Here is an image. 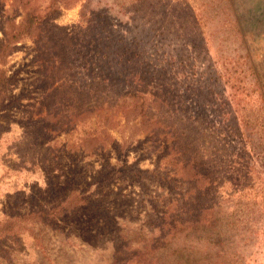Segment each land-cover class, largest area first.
I'll return each mask as SVG.
<instances>
[{
	"label": "trees",
	"instance_id": "obj_1",
	"mask_svg": "<svg viewBox=\"0 0 264 264\" xmlns=\"http://www.w3.org/2000/svg\"><path fill=\"white\" fill-rule=\"evenodd\" d=\"M10 1V6L14 10L21 9L23 15L19 20L13 15L6 17L0 29V113L10 106L6 96L11 78L6 77L4 67L22 40H33L39 46L35 59L40 65V73L50 82L43 103L47 102L52 108L47 114L56 116V104L63 106L65 100L70 99L64 97V92L69 90L67 87H76L70 107L66 106L69 112L59 113L52 128L58 131L77 129L87 122V118L97 115V111H105L103 128L98 132L82 131L84 152L94 154L108 147L115 156L113 163L101 160L93 184L98 187L118 180L158 182L173 190L177 199L172 220L166 216L168 212L160 218L159 235L168 240L185 229L190 235L205 233L209 236L201 245L203 258L191 262L184 260L180 264H244V258L233 253L234 244L245 242L255 246L256 241L233 237L231 217L238 207L245 209L257 204L256 199H251L256 195L253 176L259 182L257 186L264 183V161L262 164L256 161V157H264V102L257 112L247 113V99L257 95L262 100L263 95L246 53L231 59L222 44L215 59L200 75L194 76V80L189 74L174 77L176 62L170 58L158 61L145 57L143 40L152 38L155 31L162 37L166 33L177 37V31L185 33L192 27L195 38H199V28L207 18L202 4L196 0L195 10L189 0H183L194 12L192 18L187 13L183 15L186 19L191 18L186 27L166 11L155 18L156 8H166L169 0H105V19L95 12L91 0H87L81 21L72 28L58 27L50 21L54 13L73 6L77 0H50L44 10L33 0ZM148 7L151 10L142 15L143 22L137 20ZM111 10L135 23L134 34L129 39L113 27ZM235 25L228 29L236 30L238 34L240 29ZM66 56L74 64L70 70L77 69L76 74H72L80 77L75 78L76 85L70 84L66 77L67 86L60 89L53 83L55 69L59 68V60ZM177 63L182 65V70L186 68L185 60L180 58ZM119 113L124 120L123 126L138 129V133L145 134L146 140L158 146L159 154L151 169H139L128 163L132 143L126 139L117 140L109 132L111 117ZM48 130L53 129L48 127ZM203 154L214 160L221 159L223 166L203 170L199 160ZM235 168L245 172L242 191H251L238 195L234 201L235 190L230 184L235 183ZM232 201L236 211L225 218L222 208ZM84 205L96 207L97 202L79 191L73 179L67 193L54 196L48 210L13 214L0 226V237L16 236V231L23 229L25 223L53 226L56 220ZM258 211L264 216L262 206ZM105 219L108 220L106 213ZM168 227L171 231H166ZM126 258L131 260L132 257Z\"/></svg>",
	"mask_w": 264,
	"mask_h": 264
},
{
	"label": "rangeland",
	"instance_id": "obj_2",
	"mask_svg": "<svg viewBox=\"0 0 264 264\" xmlns=\"http://www.w3.org/2000/svg\"><path fill=\"white\" fill-rule=\"evenodd\" d=\"M33 1L41 10L50 2ZM86 1L77 0L73 6L60 9L52 15L51 24L76 27L81 21ZM196 1L202 4L204 17L207 18L199 28V38H195L192 27L185 33L183 30L177 31V37L169 33L162 37L155 31L152 38L143 40L145 57L158 61L170 58L176 62L174 77L182 78L189 74L194 80V76L200 75L215 59L222 44L231 59L232 56L236 58L246 53L263 95L262 100L257 95L247 99L246 109L248 114L257 112L264 102V0ZM189 2L195 10L197 2ZM10 3V0H0V29L6 17L13 15L19 20L23 15L21 9L14 10ZM91 3L95 12L105 19V0H91ZM185 5L183 0H169L166 8H156L155 18L166 11L186 27L190 25L194 12ZM150 10H143L137 20L143 22L142 15ZM186 13L190 15V20L183 16ZM110 14L116 31L129 39L134 34L135 23L114 10ZM234 23L240 29L238 34L236 30L231 32L228 29L230 25L234 27ZM38 49L35 41L22 40L4 67L11 83L6 96L10 106L0 113V226L13 214L48 210L54 196L66 194L73 179L77 189L89 195L97 206H80L75 212L56 220L53 226L25 223L23 229L16 231V236H1L0 264H180L184 260L191 262L195 258H203L201 245L209 237L205 233L190 235L184 229L168 240L159 235L162 215L168 212L166 216L171 221L177 210L173 190L151 180H118L98 187L93 184L101 160L113 163L115 156L108 147L94 154L84 152L81 147L82 131L98 132L103 128L105 111H97V115L87 118V122L77 129L58 131L52 128L59 113L69 112L66 106L70 107L76 87H67L69 90L64 92V97L70 99H66L63 106L56 104V116L48 115L52 108L47 102L43 103L50 82L40 73V65L35 59ZM180 58L185 60L184 70L177 63ZM57 65L59 68L55 69L54 86L65 89L66 77L70 84L73 82L76 85L75 78L80 76L74 75L76 68L70 70L73 62L66 56ZM181 72L184 74L181 75ZM57 97L61 99L62 96ZM123 124L120 113L112 116L109 132L117 140L126 139L132 143L128 163L139 169H151L159 154L158 146L146 140L145 134L138 133V129ZM48 127L53 130L50 132ZM131 135L132 139H128ZM199 160L203 170L223 166L221 159L214 160L205 154ZM256 161L262 164L264 157H256ZM234 171L235 183L230 185L235 190L232 197L235 201L238 195L251 190L242 191L244 170L235 168ZM253 182L256 183L253 188L256 195L251 199H256L257 204L245 209L238 207L239 210L231 217V223L235 232L233 237L244 241L254 240L256 245L240 242L234 244L232 251L244 258V264H264V216L257 212L260 206L264 209V183L257 186L259 182L254 176ZM219 189L223 191L224 188ZM223 194L225 197L227 192ZM227 205L222 208L225 218L236 211L233 201ZM166 222H169L168 219ZM166 231H171V228L168 227ZM128 256L132 257L131 260L126 258Z\"/></svg>",
	"mask_w": 264,
	"mask_h": 264
}]
</instances>
